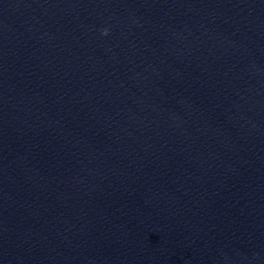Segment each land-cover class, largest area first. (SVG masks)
Returning <instances> with one entry per match:
<instances>
[{"label":"water","instance_id":"water-1","mask_svg":"<svg viewBox=\"0 0 264 264\" xmlns=\"http://www.w3.org/2000/svg\"><path fill=\"white\" fill-rule=\"evenodd\" d=\"M0 264H264V0H0Z\"/></svg>","mask_w":264,"mask_h":264},{"label":"clouds","instance_id":"clouds-1","mask_svg":"<svg viewBox=\"0 0 264 264\" xmlns=\"http://www.w3.org/2000/svg\"><path fill=\"white\" fill-rule=\"evenodd\" d=\"M107 31H108L107 29H104L103 34H107Z\"/></svg>","mask_w":264,"mask_h":264}]
</instances>
